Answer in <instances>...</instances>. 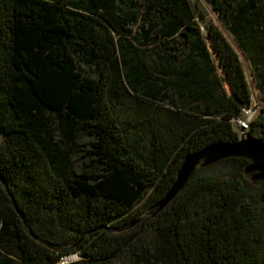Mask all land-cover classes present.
<instances>
[{
  "label": "trees",
  "instance_id": "obj_1",
  "mask_svg": "<svg viewBox=\"0 0 264 264\" xmlns=\"http://www.w3.org/2000/svg\"><path fill=\"white\" fill-rule=\"evenodd\" d=\"M207 3L0 0V264H264L243 159L157 212L187 155L264 142V0Z\"/></svg>",
  "mask_w": 264,
  "mask_h": 264
},
{
  "label": "water",
  "instance_id": "obj_2",
  "mask_svg": "<svg viewBox=\"0 0 264 264\" xmlns=\"http://www.w3.org/2000/svg\"><path fill=\"white\" fill-rule=\"evenodd\" d=\"M228 159L247 161L244 175L248 176L249 182L255 187L261 183L264 184V142L245 136L241 131V137L236 142L211 144L198 153L187 155L181 164L175 182L156 205L157 212L162 211L179 194L196 169H205ZM259 200L264 204V191Z\"/></svg>",
  "mask_w": 264,
  "mask_h": 264
},
{
  "label": "rangeland",
  "instance_id": "obj_3",
  "mask_svg": "<svg viewBox=\"0 0 264 264\" xmlns=\"http://www.w3.org/2000/svg\"><path fill=\"white\" fill-rule=\"evenodd\" d=\"M192 2L194 3L195 0H192ZM198 2L200 3V6L204 9V11L207 13V17L206 19L207 20H211L213 23L217 24L218 25V21L216 20L215 16L213 15L210 7L208 6V3H207V0H198ZM228 37V35H227ZM237 52V54L239 55V58L241 60V62L243 63V66H244V70H245V74H246V77H247V80H248V83L250 85V88H251V91H252V95H253V102L255 104H259V99L257 98V90H256V86H255V83L253 82V77L251 76V72H250V68H249V65L245 59V57L243 56V54L241 53V51L239 50V48L236 46V44L230 40Z\"/></svg>",
  "mask_w": 264,
  "mask_h": 264
},
{
  "label": "built area",
  "instance_id": "obj_4",
  "mask_svg": "<svg viewBox=\"0 0 264 264\" xmlns=\"http://www.w3.org/2000/svg\"><path fill=\"white\" fill-rule=\"evenodd\" d=\"M245 113L248 115V118L246 121H240L239 125L241 127L242 130H246L248 128V124L251 121V119L253 118L255 112H249V111H245ZM78 261V257L77 256H71V257H67L62 259L61 264H69V263H74Z\"/></svg>",
  "mask_w": 264,
  "mask_h": 264
}]
</instances>
